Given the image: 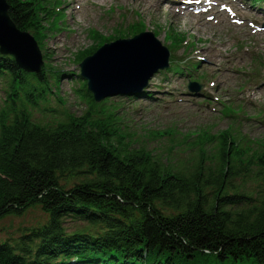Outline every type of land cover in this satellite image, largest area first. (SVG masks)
I'll return each mask as SVG.
<instances>
[{"label":"trees","instance_id":"obj_1","mask_svg":"<svg viewBox=\"0 0 264 264\" xmlns=\"http://www.w3.org/2000/svg\"><path fill=\"white\" fill-rule=\"evenodd\" d=\"M6 2L16 28L39 37L35 1ZM42 73L0 54V218L34 205L47 215L0 242V264H264V191L231 184L239 172L264 181V146L249 152L230 134L198 135L214 145L211 161L174 165L132 143L90 96L83 116L44 123L32 112ZM67 217L87 226L68 232Z\"/></svg>","mask_w":264,"mask_h":264},{"label":"rangeland","instance_id":"obj_2","mask_svg":"<svg viewBox=\"0 0 264 264\" xmlns=\"http://www.w3.org/2000/svg\"><path fill=\"white\" fill-rule=\"evenodd\" d=\"M35 1L43 11L45 30L40 49L46 64L44 81L53 90L33 111L38 121L62 119L65 112L83 115L87 104L76 93L79 72V65L74 62L76 55L100 47L105 43L98 39L100 36L113 38L140 22L144 30L153 32L171 49L172 59L182 68L181 72L157 71L145 88L149 98L125 94L106 98L107 105L117 108L124 133L131 142L166 162L176 159L174 165L188 169L193 167L195 159H200L197 155L201 153V146L196 135L231 130L254 141L253 149L261 148L264 141V7L252 6L249 0H164L172 6L178 2L191 3L195 12L191 13V19L157 10L154 5L157 0H107L92 9L94 15L74 20L73 13L78 7L86 8L87 0ZM214 13L218 14L217 18ZM91 31L95 32L94 39ZM176 37L185 43L173 41ZM199 56L205 57L201 60ZM192 64L197 65V70L186 76L185 69ZM108 66L109 63L101 67ZM49 68L61 70L58 90ZM194 81L202 88L189 90ZM4 87L5 83L0 80V105L5 99ZM259 87H263L262 91H256ZM228 105L244 113L228 117L223 113ZM43 106L54 111L45 112ZM208 155L205 152L202 160L211 161ZM239 173L231 181L233 186L250 194L264 190V181L255 171ZM46 221L47 215L38 205L20 215H5L0 218V242L12 243L25 229L41 226ZM63 225L68 231L87 226L70 217L64 219Z\"/></svg>","mask_w":264,"mask_h":264},{"label":"water","instance_id":"obj_3","mask_svg":"<svg viewBox=\"0 0 264 264\" xmlns=\"http://www.w3.org/2000/svg\"><path fill=\"white\" fill-rule=\"evenodd\" d=\"M0 54L13 56L17 66L27 72H38L42 65L40 51L33 37L19 31L8 13L6 0H0ZM107 57V68L97 61ZM167 48L149 32L132 39L105 44L81 63V76L95 100L111 91L139 90L150 76L167 66ZM98 59V60H97ZM95 67H93V65Z\"/></svg>","mask_w":264,"mask_h":264},{"label":"bare ground","instance_id":"obj_4","mask_svg":"<svg viewBox=\"0 0 264 264\" xmlns=\"http://www.w3.org/2000/svg\"><path fill=\"white\" fill-rule=\"evenodd\" d=\"M87 7L83 9V7H78L77 11H75L72 15L74 20H76L77 17L83 18L85 16L94 15L92 9H97L99 6H102L106 3L107 0H87ZM177 2V1H176ZM169 3L164 0H157L155 5V8L159 11H166L167 14L170 13V15H175L177 17H187L191 18L192 6L190 3H179L178 6H172ZM192 19V18H191ZM199 57H205V56H199ZM106 56L104 55L101 60H98V64L106 65ZM262 88H258L256 91H261Z\"/></svg>","mask_w":264,"mask_h":264}]
</instances>
